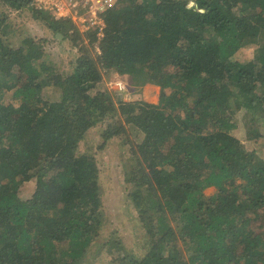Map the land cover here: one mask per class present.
I'll return each mask as SVG.
<instances>
[{"label":"trees","instance_id":"obj_1","mask_svg":"<svg viewBox=\"0 0 264 264\" xmlns=\"http://www.w3.org/2000/svg\"><path fill=\"white\" fill-rule=\"evenodd\" d=\"M23 10L76 48L68 70L45 39L10 42ZM103 15L99 36L0 0V264H264V157L232 133L238 110L245 141L264 116V51H244L264 41V0H117ZM113 73L145 75L158 102L95 90ZM110 148L142 234L102 232Z\"/></svg>","mask_w":264,"mask_h":264},{"label":"rangeland","instance_id":"obj_2","mask_svg":"<svg viewBox=\"0 0 264 264\" xmlns=\"http://www.w3.org/2000/svg\"><path fill=\"white\" fill-rule=\"evenodd\" d=\"M13 19L21 23V28L18 30L17 35H12L10 42L13 45L19 44V39L24 38L26 35H30L36 39H45L43 58L58 63L61 68L68 70L70 63L74 60L76 55V48L72 49L71 42L68 39H63L57 35V38L52 35L51 31L47 29L41 22L33 19L28 11H17V14L12 15ZM55 37V38H54ZM260 48L264 51V41L259 42L257 45L248 46L245 49L247 55H251L254 48ZM139 77H133L129 75H118L113 73L103 77L102 81L96 84L95 90L104 93L105 97L110 96L112 101H136L144 100L151 103H157L160 97V87L157 84L150 83L145 79V75L139 74ZM122 86V87H121ZM121 87V89H119ZM170 87L166 88L169 91ZM94 91L93 93H95ZM108 94V95H107ZM51 98H57V94H53ZM245 114V115H244ZM262 116V115H260ZM260 118L254 129V137L249 141H245L247 126L250 125L247 121L251 119L244 109L238 110L234 117L236 118V127L232 129V133L241 140L243 146L247 150H255L261 157H264V116ZM262 119V120H261ZM253 120V119H251ZM253 122V121H252ZM93 133V135H92ZM92 138L89 140V145L97 147L100 143L98 137V131L92 132ZM99 157L98 154H96ZM108 159H104L102 166L106 171L104 174L105 179H102L103 184L106 182V189L102 196L103 200V226L102 232H114L120 231L119 234H125L123 230L127 228L132 235L142 234L144 231L141 223L138 221L136 209L130 204L125 197L126 185L119 179L121 175V162L120 153L113 152L110 148L106 151ZM111 178V180H109ZM34 190V183L25 182L22 184L19 190V195L22 198H28L31 196ZM215 192L214 187H207L203 190L205 196H210ZM94 258L91 253H87L85 259H81L80 262H87Z\"/></svg>","mask_w":264,"mask_h":264},{"label":"built area","instance_id":"obj_3","mask_svg":"<svg viewBox=\"0 0 264 264\" xmlns=\"http://www.w3.org/2000/svg\"><path fill=\"white\" fill-rule=\"evenodd\" d=\"M116 3L117 0H34L37 8L76 22L82 31L93 29L99 36L104 27L103 14Z\"/></svg>","mask_w":264,"mask_h":264},{"label":"clouds","instance_id":"obj_4","mask_svg":"<svg viewBox=\"0 0 264 264\" xmlns=\"http://www.w3.org/2000/svg\"><path fill=\"white\" fill-rule=\"evenodd\" d=\"M33 3H34V0H33ZM34 6H35V4H34ZM191 6V5H190ZM36 7V6H35ZM37 8V7H36ZM39 9V8H38ZM200 11L201 12H203L204 11V9H200Z\"/></svg>","mask_w":264,"mask_h":264},{"label":"water","instance_id":"obj_5","mask_svg":"<svg viewBox=\"0 0 264 264\" xmlns=\"http://www.w3.org/2000/svg\"><path fill=\"white\" fill-rule=\"evenodd\" d=\"M59 35V34H58ZM60 36V35H59Z\"/></svg>","mask_w":264,"mask_h":264}]
</instances>
